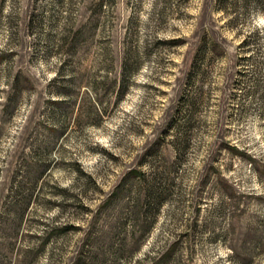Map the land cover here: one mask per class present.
Wrapping results in <instances>:
<instances>
[{
    "label": "rangeland",
    "instance_id": "rangeland-1",
    "mask_svg": "<svg viewBox=\"0 0 264 264\" xmlns=\"http://www.w3.org/2000/svg\"><path fill=\"white\" fill-rule=\"evenodd\" d=\"M0 264H264V0H0Z\"/></svg>",
    "mask_w": 264,
    "mask_h": 264
}]
</instances>
